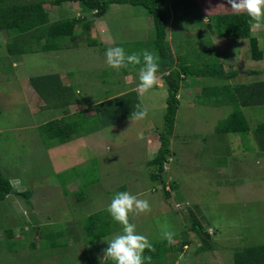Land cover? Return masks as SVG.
Wrapping results in <instances>:
<instances>
[{
    "label": "rangeland",
    "instance_id": "1",
    "mask_svg": "<svg viewBox=\"0 0 264 264\" xmlns=\"http://www.w3.org/2000/svg\"><path fill=\"white\" fill-rule=\"evenodd\" d=\"M215 1L169 0L164 6L175 57L198 71L213 58L221 59L227 71H238L236 77L221 81L191 75L182 85L171 157L162 175L170 196L159 189L161 180L152 176L156 165L150 164L164 128L167 89L160 77L149 92H138L141 107L148 109L146 119L127 117L65 144L55 143L39 127L139 84L141 66L116 71L106 64L105 52L120 46L129 54L147 49L159 56L152 19L142 6L112 4L100 18L87 13L85 18L93 20L90 35L102 42L100 46L80 42L63 50L14 56L7 50L10 37L0 32V167L14 187L0 202V264H111L103 258L104 250L123 228L108 207L113 196L124 191L151 205L148 213L129 215L137 233L158 247L165 225L174 233V248L151 264H235L237 251L264 245V132L218 133L216 126L233 112V104L203 94L219 83L264 80V25H252L263 53L254 60L248 39L219 36L207 28L202 14L208 22L213 13L232 11L227 0L217 5ZM43 7L51 20L84 14L77 2L61 7L45 2ZM82 29L79 24L78 35ZM55 72L64 74V83L70 82L76 105L54 109L51 100V106H43L30 80ZM262 101L240 107L251 129L264 123ZM21 192L31 194V204ZM191 212L213 233L212 248L200 250L203 240L190 229ZM92 214L100 224L107 222L105 237L88 235L85 224ZM185 238L190 242L187 249Z\"/></svg>",
    "mask_w": 264,
    "mask_h": 264
},
{
    "label": "trees",
    "instance_id": "2",
    "mask_svg": "<svg viewBox=\"0 0 264 264\" xmlns=\"http://www.w3.org/2000/svg\"><path fill=\"white\" fill-rule=\"evenodd\" d=\"M50 2L52 5L61 7L63 3L77 2L84 14L79 17L61 18L51 20L49 11L43 7V3ZM169 0H0V32L5 31L10 37L7 42V50L10 55L20 56L25 53L50 52L63 50L78 46L80 42H86L88 46H100L97 38L90 35L93 26L92 19H86L87 13L94 17H103L112 4H129L132 6H142L148 16L152 18L154 29V45L159 54V72L162 74L163 86L167 89L166 110L164 113V128L159 137L160 146L155 157L150 161L151 165H156L154 179H160V190H164L167 196L170 191L166 190V185L162 179L165 172V164L171 157V136L174 132L176 115L180 103V91L184 83L187 84L188 76L209 75L221 80H230L238 75L237 70L227 71L224 64L218 58H213L205 69L196 70L188 62L182 60L180 56L175 57L168 42V18L169 13L164 9ZM195 2V0H194ZM220 4L226 0H216ZM200 8L203 12L202 4ZM207 28L219 36H232L237 39H248L251 49V56L254 60L262 59L263 53L259 46L258 37L253 35L250 17L244 13L217 12L213 13L208 20ZM81 25L82 33L77 34L78 25ZM253 73H259L253 71ZM38 95L51 106L49 101L56 102L55 107L69 106L70 97L74 95L72 88L65 85L58 72L48 73L39 77H32L30 80ZM227 88L229 90H227ZM206 88L204 89L205 92ZM214 90V91H213ZM203 91V89H202ZM264 91V80L252 83H240L236 86L230 83H219L208 89L205 95H214L218 103L233 104V112L216 126L218 133H247L259 135L264 132V123H259L253 129L249 126L248 119L241 106H247L259 102L262 104ZM227 93H230L228 95ZM141 106L138 91L130 90L114 97H108L102 101L93 103L88 108L82 109L60 118L53 119L43 124L40 129L43 134H48L55 143L65 144L75 136L88 134L102 130L108 125L114 124L127 117H131L136 111V106ZM51 106V107H53ZM66 108V107H65ZM89 111L94 113L89 114ZM261 138V136H260ZM14 187L9 179L4 175L0 167V202L6 200ZM157 190V189H155ZM17 194V193H16ZM26 197L31 204V194L28 192L19 193ZM191 212L190 219L193 226L190 229L198 234L203 240L199 248L206 250L210 247L211 234L205 229L203 224ZM97 214L89 216L85 229L88 235L94 239L105 237L109 231L104 230L105 223H101ZM100 224V225H99ZM39 228V227H37ZM37 230V229H36ZM187 238L183 241V247L189 244ZM212 244V243H211ZM213 245V244H212ZM154 252H148L152 260L162 254L167 255L172 250L171 243L167 240L159 243ZM163 246L164 248H160ZM10 251H14L11 248ZM174 251V250H173ZM147 252V250H146ZM109 264V263H108ZM111 264H115L111 260ZM235 264H264V245L246 247L235 254Z\"/></svg>",
    "mask_w": 264,
    "mask_h": 264
},
{
    "label": "clouds",
    "instance_id": "3",
    "mask_svg": "<svg viewBox=\"0 0 264 264\" xmlns=\"http://www.w3.org/2000/svg\"><path fill=\"white\" fill-rule=\"evenodd\" d=\"M233 12H244L250 17L255 28L264 25V0H227ZM106 64L119 71L128 68L129 65L141 66L139 68L138 90L140 94L149 92L158 83L159 56L147 49L139 52L128 53L123 47H109L105 52ZM148 109L136 106L132 112L133 120L146 119ZM142 195V194H141ZM151 211V205L147 199H141L138 195L127 191L116 193L111 199L108 212L114 221L122 225V234H116L107 241L108 247L104 250L103 258L111 259L115 264H151L152 257L145 255L154 252L155 247L149 239L137 233L136 225L129 220L130 214L139 215ZM162 238L169 243L172 242L174 233L165 225Z\"/></svg>",
    "mask_w": 264,
    "mask_h": 264
},
{
    "label": "crops",
    "instance_id": "4",
    "mask_svg": "<svg viewBox=\"0 0 264 264\" xmlns=\"http://www.w3.org/2000/svg\"><path fill=\"white\" fill-rule=\"evenodd\" d=\"M197 1V0H196ZM200 6V5H199ZM203 13H204V9H203ZM205 14V13H204ZM204 14H202L201 15V17H202V19H203V21L206 23L207 22V18H206V16L204 15ZM204 15V16H203ZM149 19H152L150 16H149ZM151 26L153 25V22H152V20H151V24H150ZM153 27V26H152ZM107 29V28H106ZM15 64V63H14ZM60 74V73H59ZM61 75V79L63 80V75L64 74H60ZM130 75V74H129ZM128 75V77L129 78H131L130 80H129V82L130 83H134V80H133V78H132V76H129ZM157 76H158V78L160 77V79H162V74H158L157 73ZM127 77V78H128ZM64 82V81H63ZM70 82H67V83H64L65 85H68ZM159 83V82H158ZM158 85V84H157ZM161 86H163V79H162V83H161ZM160 86V87H161ZM130 91V90H136V91H138V84L136 85V86H134L132 89L131 88H128V89H126V90H124V92H127V91ZM72 91V93H74V95H71V97H70V104H69V106L68 107H72V106H74V105H76L77 103H78V99L77 98H75V91L72 89L71 90ZM124 92H120V93H118V94H110L108 97H114V96H117V95H119V94H121V93H124ZM139 92V91H138ZM107 97V98H108ZM41 98V97H40ZM106 99V98H105ZM41 100L44 102V105L43 106H45V108H47L48 107V105H47V102L44 100V99H42L41 98ZM104 100V99H103ZM94 103V102H93ZM91 106V105H90ZM88 107V106H87ZM87 107H85V108H87ZM53 108L55 109V106H53ZM85 108H82V109H85ZM89 114H92L93 112L91 111H89L88 112ZM60 118V117H59ZM54 119V118H53ZM53 119H51V120H53ZM48 121H50V120H48ZM48 121H46V123L48 122ZM42 125H40L39 124V127H41ZM174 246V243L172 242L171 243V247H173ZM187 249V248H189V244H187V245H185L184 247H183V249Z\"/></svg>",
    "mask_w": 264,
    "mask_h": 264
},
{
    "label": "water",
    "instance_id": "5",
    "mask_svg": "<svg viewBox=\"0 0 264 264\" xmlns=\"http://www.w3.org/2000/svg\"><path fill=\"white\" fill-rule=\"evenodd\" d=\"M12 193H14V191H12Z\"/></svg>",
    "mask_w": 264,
    "mask_h": 264
}]
</instances>
